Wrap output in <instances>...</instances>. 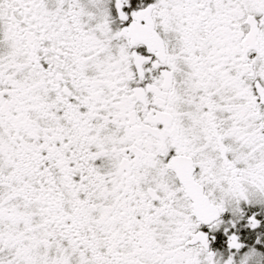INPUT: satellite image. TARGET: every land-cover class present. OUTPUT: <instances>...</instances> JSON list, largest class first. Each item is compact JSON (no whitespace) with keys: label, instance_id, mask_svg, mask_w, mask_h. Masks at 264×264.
<instances>
[{"label":"snow or ice","instance_id":"1","mask_svg":"<svg viewBox=\"0 0 264 264\" xmlns=\"http://www.w3.org/2000/svg\"><path fill=\"white\" fill-rule=\"evenodd\" d=\"M0 264H264V0H0Z\"/></svg>","mask_w":264,"mask_h":264}]
</instances>
